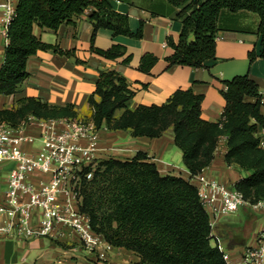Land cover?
Here are the masks:
<instances>
[{"label": "trees", "instance_id": "obj_1", "mask_svg": "<svg viewBox=\"0 0 264 264\" xmlns=\"http://www.w3.org/2000/svg\"><path fill=\"white\" fill-rule=\"evenodd\" d=\"M179 9L177 18L183 28L178 42L168 38L174 49L166 60L170 66L208 68L216 59L217 37L223 11H250L258 14L262 52H250V62L264 58V0H166ZM90 10L93 24L91 51L109 60L123 58L130 65L132 54L121 45L109 49L95 46L100 29L115 35L140 39L143 31H131L129 16L115 11L109 0H18L0 68V95L20 91L29 78V59L39 51L52 50L75 58V50H64L39 38L34 28L57 31L63 24ZM159 58L145 53L139 70L151 74ZM221 94L226 100L222 118L209 122L202 118L204 95L193 89H178L162 105H139L130 108L135 95L126 77L116 69L99 71L95 91L88 103L91 119L98 127L130 130L134 137L159 138L174 130L175 145L182 151L183 164L198 175L211 165L221 136L228 137L226 162L242 171L251 172L235 183L234 188L252 202L264 201V148L258 136L264 128V101L258 83L250 74L237 75L223 82ZM146 87V85H145ZM123 109L120 117L117 110ZM38 118H77L73 104L51 105L40 98L25 97L12 108L0 109V123L19 126L29 116ZM81 210L91 220L93 230L115 247H123L139 257L138 264H228L227 246L220 250L212 244L211 218L200 200L198 188L191 178L163 175L146 152L139 151L130 159H102L93 178L85 180L81 190ZM225 245V244H224Z\"/></svg>", "mask_w": 264, "mask_h": 264}, {"label": "crops", "instance_id": "obj_2", "mask_svg": "<svg viewBox=\"0 0 264 264\" xmlns=\"http://www.w3.org/2000/svg\"><path fill=\"white\" fill-rule=\"evenodd\" d=\"M109 2L115 11L129 16L132 32L137 33L142 29L143 37L136 39L115 35L113 31L102 28L97 32L95 46L104 50L113 45L126 47L127 54L133 55L130 65L123 64V58L109 60L91 51L94 27L88 20L90 10L79 16L75 24H63L57 31L36 25L34 32L44 42L58 45L64 50H75L76 56L86 61V64H79L74 57L69 58L52 50L39 51L28 61L27 69L30 76L22 84L20 91L12 95H0V109L12 108L22 98L36 97L56 106L73 104L79 117L91 119L93 111L88 98L96 89L99 71L106 69L121 72L134 89L135 95L130 101L132 109L139 105H162L176 90L191 88L195 93L205 97L202 118L209 122H217L222 118L226 106V100L221 94V90L225 88L223 82L247 73L258 83L264 101V58L259 56L253 63L250 62V52L255 50L260 55L263 49L261 35L258 33L260 23L258 14L250 11L221 13L216 59L208 61V68L181 65L169 67L166 59L173 55L174 49L168 45V38L178 42L183 28L182 21L177 18L179 9L171 6L166 0H109ZM1 31L0 26V68L4 63L7 46ZM145 53H153L159 58L151 74L139 70L141 58ZM119 110L121 113L116 114V117H120L124 112L123 109ZM27 133L34 139L26 142L23 145L24 149L33 156H39L42 146L41 127L37 122H33L27 128ZM258 136H264V128H259ZM99 148L101 157L115 154L116 151H121V148L129 150L132 157L143 151L157 164L163 175L173 174L186 179L191 177V173L183 164L182 151L175 145L173 128H169L159 138H149L134 137L130 130L112 131L103 127L100 131ZM227 152L228 145L221 143L215 152L213 162L201 173L234 188L235 183L248 176L250 172L242 171L235 165H228L225 158ZM0 165H5L9 172L14 167L13 163L7 161L0 162ZM8 177L9 175L0 181V202L8 191ZM1 182L6 184L5 191H1ZM207 211L210 218L216 220L213 233L221 237L224 244L228 241L227 247L230 250L227 253L228 264L240 263L245 249L257 244L258 233L264 227L263 218L249 208L231 214L223 212L215 214L208 209ZM70 239L66 241L47 237L24 241L13 238L0 239V264H25L26 259L22 262L17 260L20 247H25L33 254L32 264H47L49 259L56 261L55 259L59 258V250L66 247L88 257L91 264L139 262V257L134 252L113 245L109 247L104 237L103 247L96 251L81 247L77 236Z\"/></svg>", "mask_w": 264, "mask_h": 264}, {"label": "built area", "instance_id": "obj_3", "mask_svg": "<svg viewBox=\"0 0 264 264\" xmlns=\"http://www.w3.org/2000/svg\"><path fill=\"white\" fill-rule=\"evenodd\" d=\"M17 1L0 0V26L7 44ZM33 122L41 127L39 156L27 153L23 147L34 139L27 133ZM102 128L92 119L78 117L44 119L31 115L16 127L0 123V162L14 165L8 191L0 202V239L47 237L66 241L77 236L90 251L103 247L102 236L93 230L90 217L81 210L83 183L93 178L103 159L99 155ZM259 137L264 148V136ZM227 141L226 135L221 136L216 151ZM190 178L206 210L231 214L249 208L264 220V201L252 202L237 189L203 173ZM211 225L212 229L216 225L213 218ZM212 236L213 245L223 250L222 238L213 232ZM238 264H264V227L258 233L257 244L245 249Z\"/></svg>", "mask_w": 264, "mask_h": 264}, {"label": "rangeland", "instance_id": "obj_4", "mask_svg": "<svg viewBox=\"0 0 264 264\" xmlns=\"http://www.w3.org/2000/svg\"><path fill=\"white\" fill-rule=\"evenodd\" d=\"M120 113H121V110H118V113H116V114H120ZM116 114H115V116H116ZM77 117L82 118V117H79V115ZM84 119H88V118H84ZM117 146L119 147V144ZM118 147H116V148H118ZM120 150L121 151H119V150L116 151L115 154L111 153L110 155H106L107 157L105 156L102 158L107 159L110 157H114V158L122 159V160L132 158L131 152H129V150L122 149V148ZM9 173L10 172L6 169L5 165L4 166L0 165V181H3L9 175ZM250 174H251V172H250ZM5 190H6V184L1 182V191H5ZM227 243H228V241L225 242V246L228 245ZM80 246L83 247L82 244H80ZM19 250H20V252L17 253L18 262H22L24 259H26L25 264L26 263L32 264L33 254H30L25 247H20ZM59 251H60L59 258H56L55 259L56 261H49L50 260L49 259V260H47V264H91L88 257H85V255H83L79 251L69 250V249H67V247L65 249L63 248Z\"/></svg>", "mask_w": 264, "mask_h": 264}]
</instances>
